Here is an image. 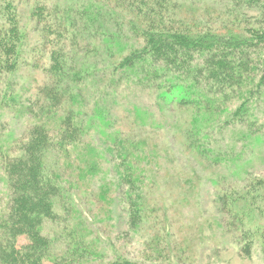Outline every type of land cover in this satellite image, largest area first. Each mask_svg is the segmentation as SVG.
<instances>
[{
    "label": "trees",
    "instance_id": "obj_1",
    "mask_svg": "<svg viewBox=\"0 0 264 264\" xmlns=\"http://www.w3.org/2000/svg\"><path fill=\"white\" fill-rule=\"evenodd\" d=\"M230 1L259 5L264 14V0ZM21 2L39 30L32 53ZM180 6L179 0H0V110L20 107L29 119L17 142L0 121V181L10 190L5 208L0 205V264H94L83 262L91 254L85 235L59 210L68 191L46 157L81 142L90 150L91 135L112 141L115 146L103 143L110 151L121 142L126 156L143 151L136 137H125L131 133L124 126L114 127V110L127 104L128 92L150 88L159 107L202 108L205 125L192 124L186 139L216 163L264 145V25L202 27L195 11L179 15ZM131 38L141 42L123 47ZM37 61L43 79L35 92L23 93L14 74ZM129 105L134 122L152 115L138 101ZM248 202L232 206L239 224L259 206ZM46 221H63L65 228L49 235ZM54 237L62 239V253L53 248Z\"/></svg>",
    "mask_w": 264,
    "mask_h": 264
},
{
    "label": "rangeland",
    "instance_id": "obj_2",
    "mask_svg": "<svg viewBox=\"0 0 264 264\" xmlns=\"http://www.w3.org/2000/svg\"><path fill=\"white\" fill-rule=\"evenodd\" d=\"M179 3V15L195 11L193 19L202 27L264 25L259 5L250 8L230 0ZM19 7L28 31L27 50L32 53L39 30L29 5L21 2ZM236 17L243 22L234 23ZM135 39H126L123 47L141 42ZM29 52L26 56L31 58ZM37 64L39 61L32 68L23 63L14 74L23 93L28 88L35 92L43 79ZM134 100L151 111V117L144 115L134 122L129 107ZM122 102L127 104L114 110L118 118L114 127L124 126L131 133L125 137H136L143 151H129L126 156L121 142L110 151L103 143L112 141L91 135L87 140L90 150L79 142L81 145L67 153L49 152L46 157L48 167L55 166V176L68 191L62 197L65 207L59 210L76 226L75 233L84 234L88 242L91 254L83 262L127 259L142 264H264V240L259 232L264 224L263 143L247 147L233 159L221 157L216 163L190 149L186 139L192 124L205 125L202 108L159 107L155 90L150 88L128 92ZM22 110H0L1 125L15 142L29 127ZM207 145L214 147L216 142ZM257 179L262 183L258 185ZM9 196V188L0 181L3 208ZM248 201L259 206L239 224L232 206H244ZM62 228L63 221H46L44 225L49 235L56 236ZM53 244L56 253H62V239L54 237Z\"/></svg>",
    "mask_w": 264,
    "mask_h": 264
}]
</instances>
